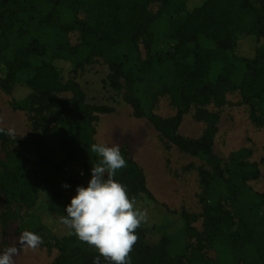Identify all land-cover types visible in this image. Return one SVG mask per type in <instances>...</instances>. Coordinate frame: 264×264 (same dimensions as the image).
Wrapping results in <instances>:
<instances>
[{"label":"trees","instance_id":"trees-1","mask_svg":"<svg viewBox=\"0 0 264 264\" xmlns=\"http://www.w3.org/2000/svg\"><path fill=\"white\" fill-rule=\"evenodd\" d=\"M162 15L167 17L163 36L173 45L152 52L156 36L151 26ZM74 32L79 34L75 44L70 41ZM249 36L260 45L253 57H242L237 46ZM22 39V45L13 46V40ZM93 57L106 62V83L124 94L134 117L146 116L163 140L203 162L198 168L200 212L164 206L161 220H183L188 250L170 255L169 239L162 234L148 241L149 226L142 223L131 264H264V192L248 184L259 178L258 164L245 149L223 164L213 149L218 114L210 108L222 106L226 91L236 85L251 107V119L264 125L254 108H264V0H202L191 8L187 0H0V89L28 90L13 106L27 112L30 126L27 139L0 133V230L2 218L13 215L16 207L35 205L41 188L49 194L47 210L62 217L77 186H87L82 177L91 175L99 160L91 152L95 121L114 108L89 104L78 82L55 62H67L75 72ZM33 58L40 61L33 63ZM151 79L169 98L171 117L144 114L130 93L133 84ZM191 110L205 123L198 138L178 132ZM120 151L127 166L114 179L136 203L159 205L141 166L126 148ZM199 219L201 230L193 225ZM53 241L57 255L52 264H93L99 255L78 244L74 234L54 236ZM219 241L239 250L241 258H209L207 248ZM100 264L109 262L101 257Z\"/></svg>","mask_w":264,"mask_h":264},{"label":"rangeland","instance_id":"rangeland-1","mask_svg":"<svg viewBox=\"0 0 264 264\" xmlns=\"http://www.w3.org/2000/svg\"><path fill=\"white\" fill-rule=\"evenodd\" d=\"M202 0H187V6L193 7ZM156 9L155 5L151 7ZM167 17L162 15L152 24L151 30L156 39L152 52L168 50L173 41L164 38ZM79 40L77 32L70 34L71 43ZM13 46L22 45L25 40H13ZM260 42L249 36L241 40L237 52L242 57H253ZM40 59L33 58V63ZM65 75L73 77L85 93L86 101L92 105H108L114 111L98 115L95 121L96 143L107 146L118 145L126 148L129 155L141 166L145 174L147 187L159 205L147 204L146 201L136 203V207L146 209L149 226L147 240H154L157 235H165L169 239L167 250L170 255L187 251L190 241L187 238L182 219L162 224V216L168 209L181 211L182 209L199 213L200 205L197 194L200 192L198 168L202 160L195 156L183 153L175 146L163 140L157 131L146 119V116L137 118L132 115V109L124 99V94L112 90L106 83L109 74L106 62L100 57H93L84 63L75 72L70 71L67 62L56 61ZM236 84V82H235ZM160 85L155 79L131 86L130 93L138 98L144 114L156 113L162 117H171L174 108L169 98L159 93ZM28 90L15 87L12 93L0 89V126L7 129L14 127L16 138L27 139L30 135L28 114L25 110L16 109L14 100L25 97ZM218 114V122L213 137V149L223 164L230 162L233 153L245 149L249 151V160L258 164L260 176L248 184L253 190L264 192V125H257L251 119V107L243 102L236 85L230 87L225 94V102L220 107L210 106ZM255 110L264 118V108L254 106ZM205 128V123L194 116L193 110L186 113L178 132L186 137L198 138ZM3 150L0 146V156ZM62 156L58 154V159ZM34 159V156H31ZM77 171H79L78 167ZM91 175H83L82 181L88 184ZM49 194L41 188L35 205L31 208H15L14 214L2 218L0 230V254L7 247L17 244L19 235L25 231H33L43 238V243L35 251L21 248L14 257L15 264H52L57 249L53 237L70 233L61 223V216L50 213L47 208ZM201 230V220L193 224ZM76 237V236H75ZM78 244L87 243L76 237ZM19 247V245H17ZM207 256L215 262L224 259L235 261L241 258L239 250L230 247L225 241H219L206 250Z\"/></svg>","mask_w":264,"mask_h":264},{"label":"clouds","instance_id":"clouds-1","mask_svg":"<svg viewBox=\"0 0 264 264\" xmlns=\"http://www.w3.org/2000/svg\"><path fill=\"white\" fill-rule=\"evenodd\" d=\"M0 133L16 140L14 127H0ZM91 152L99 158L91 168V179L86 187L77 186L61 223L71 230L69 234L96 250L99 255L94 257L93 264H100L101 257L109 264H131V252L139 239L136 230L147 222L148 212L136 207L126 186L114 179L117 171L127 166L119 146L93 143ZM42 243L39 234L25 230L17 244L0 254V264H15L14 257L21 248L35 251Z\"/></svg>","mask_w":264,"mask_h":264}]
</instances>
